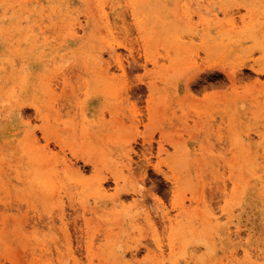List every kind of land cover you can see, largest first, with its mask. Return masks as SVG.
<instances>
[{
  "label": "rangeland",
  "instance_id": "1",
  "mask_svg": "<svg viewBox=\"0 0 264 264\" xmlns=\"http://www.w3.org/2000/svg\"><path fill=\"white\" fill-rule=\"evenodd\" d=\"M89 2L0 0V264H264V0Z\"/></svg>",
  "mask_w": 264,
  "mask_h": 264
},
{
  "label": "bare ground",
  "instance_id": "2",
  "mask_svg": "<svg viewBox=\"0 0 264 264\" xmlns=\"http://www.w3.org/2000/svg\"><path fill=\"white\" fill-rule=\"evenodd\" d=\"M202 1V0H201ZM91 2H92V0H91ZM91 2H89L90 4H91ZM204 2V1H203ZM120 3V2H119ZM100 4H101V2H99L98 3V5L100 6ZM105 4V3H104ZM106 5V4H105ZM207 5V4H206ZM101 7V6H100ZM99 7V8H100ZM201 8V7H200ZM98 10V9H97ZM214 10V9H213ZM218 11V10H217ZM100 12V11H99ZM101 12H102V16H104V20L106 19H108V15H107V12H106V8H104V5L101 7ZM100 12V13H101ZM206 13H207V11H206ZM192 15V14H191ZM43 20H45V19H43ZM105 20V21H106ZM109 22V21H108ZM100 24H101V22H100ZM106 24V23H105ZM233 27V26H232ZM235 27V26H234ZM119 57V56H118ZM67 58V57H66ZM69 58V57H68ZM15 60V59H14ZM65 60V59H64ZM58 61V60H57ZM17 64V63H16ZM7 67V66H6ZM60 67V66H59ZM118 67L120 68V69H122V70H124V68H123V65H122V62L118 59ZM23 68H25V66L23 67ZM26 69V68H25ZM110 70V69H109ZM108 70V71H109ZM110 72V71H109ZM25 77V76H24ZM166 215H164V217H165ZM148 217V216H147ZM210 217V216H209ZM212 219V218H211ZM169 221V220H168Z\"/></svg>",
  "mask_w": 264,
  "mask_h": 264
},
{
  "label": "snow or ice",
  "instance_id": "3",
  "mask_svg": "<svg viewBox=\"0 0 264 264\" xmlns=\"http://www.w3.org/2000/svg\"><path fill=\"white\" fill-rule=\"evenodd\" d=\"M261 51H264V49H262ZM262 71H264V69H262ZM29 127H31V125H30V123H29V125H28Z\"/></svg>",
  "mask_w": 264,
  "mask_h": 264
}]
</instances>
